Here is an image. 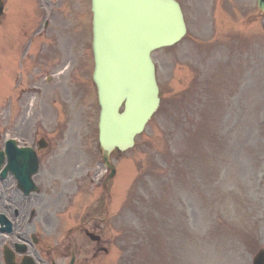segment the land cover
<instances>
[{
    "label": "rangeland",
    "instance_id": "1",
    "mask_svg": "<svg viewBox=\"0 0 264 264\" xmlns=\"http://www.w3.org/2000/svg\"><path fill=\"white\" fill-rule=\"evenodd\" d=\"M180 1L187 34L153 53L160 107L135 147L113 152L116 174L105 186L91 0H55L56 52L38 61L70 64L63 82L72 93L49 83L45 93H56L41 106L60 151L48 166L57 176L48 207L60 212V235L100 222L109 252L98 259L89 252V264H252L264 247V15L256 0ZM7 37L0 25V142L5 132L27 136L39 110L34 93L21 100L17 89L18 74H30L34 62H24L15 39L18 56L2 51ZM25 79L22 86L31 85ZM83 234L76 239L89 250Z\"/></svg>",
    "mask_w": 264,
    "mask_h": 264
},
{
    "label": "water",
    "instance_id": "2",
    "mask_svg": "<svg viewBox=\"0 0 264 264\" xmlns=\"http://www.w3.org/2000/svg\"><path fill=\"white\" fill-rule=\"evenodd\" d=\"M257 2L264 12V0ZM92 12L93 78L101 106L99 142L104 161L113 174L111 151L115 147L120 150L133 147L135 136L143 131L159 106L151 52L178 42L186 33V25L176 0H92ZM7 143L9 150L24 154V162L19 168L14 166L18 169L14 171L29 192L34 184L32 172L26 167L31 161L28 149L17 148L13 140ZM11 151L12 157L16 153ZM254 264H264V250L257 254Z\"/></svg>",
    "mask_w": 264,
    "mask_h": 264
},
{
    "label": "flooded vegetation",
    "instance_id": "3",
    "mask_svg": "<svg viewBox=\"0 0 264 264\" xmlns=\"http://www.w3.org/2000/svg\"><path fill=\"white\" fill-rule=\"evenodd\" d=\"M2 1L4 13L0 16L1 22L7 23L11 19L17 25L16 32L20 35H23V28L24 30L33 29L32 39L38 45L36 56L39 59L44 53L49 58L50 49L45 52V44L42 43L47 40L48 46L54 44L55 0H21L20 4H15V0ZM24 4L32 11L26 13L29 23L22 27L19 21L21 17L24 18ZM51 67L53 68L43 71L38 68L32 84L33 90L39 97V110L36 113L38 116L36 117V139L33 144L40 160L45 163L36 173L35 180L46 191H49L54 182L53 171L48 166L57 150L49 148V134L42 119V100L49 83L58 86L65 96L70 92V87L63 84L65 79L62 74L65 71L55 70V63ZM53 76H57L58 79H54ZM70 76L73 82H77L73 72ZM55 93L56 91H53L51 94L54 96ZM62 103L66 104L67 100L63 99ZM40 139L44 140L40 142ZM40 143L47 147H41ZM45 202V197L24 195L17 187L16 179L12 174L8 173L4 178L0 175V219L2 218V223L0 222V264H89L87 260L89 252L92 254L91 258L97 259L105 251L101 240L93 241L88 250L85 241L76 239L82 227L69 228L68 233L60 235L62 230L59 225H55V218L44 210ZM99 227L100 223L97 221L91 223V228L97 230Z\"/></svg>",
    "mask_w": 264,
    "mask_h": 264
}]
</instances>
